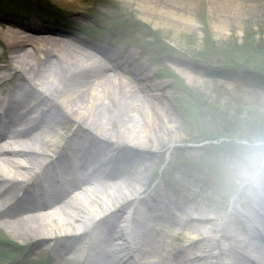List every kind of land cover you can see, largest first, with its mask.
<instances>
[{"label":"bare ground","instance_id":"obj_1","mask_svg":"<svg viewBox=\"0 0 264 264\" xmlns=\"http://www.w3.org/2000/svg\"><path fill=\"white\" fill-rule=\"evenodd\" d=\"M165 15L171 21L191 23L190 19L170 12ZM32 32L33 29L24 26L0 25V40L12 60L0 68V87L11 83L14 77L22 82L13 87L16 89L11 93V112L7 111L10 121L0 135L1 226L16 237L32 234L38 242L57 240L59 249L64 248L67 235L75 234L78 238L68 250L81 260L85 259V247L79 244L94 230L93 238L87 237L91 238V250L96 248L98 256L92 258L89 253L90 264H106L107 258L112 257L110 253H114L106 248L125 253L113 264H264V200L251 207V216L244 214L247 224L243 228L224 223L223 217L196 213L186 214L183 220L184 225L194 226L180 228L178 232L163 225L160 214L167 207L161 201L155 200L152 207H145L147 211L138 207L147 203L139 198L140 193L133 185L143 183L141 171L133 173V169L144 159L141 155L148 152L146 149L152 148L150 145L158 143L162 148L170 141V129L167 132L161 129L163 123H168L164 115L169 116V111L163 103L168 96L161 91L162 85L149 81L152 74L145 65L127 66L132 52H107L91 43L77 46L67 39L36 37ZM137 92L148 104L135 98ZM34 93L47 104L49 118L43 117L37 124L31 117L33 107L25 106ZM104 111L109 114L106 120L96 116ZM136 112L141 114L143 126L127 121L126 117ZM73 124L74 131L68 137L54 132L56 127L68 129ZM108 131L112 138L108 137ZM161 132L167 142L166 138L160 139ZM82 135L91 137L93 143L82 140L80 147H71V141L81 140ZM101 136L107 139L102 142ZM56 137L62 144L57 145ZM117 144L127 154L113 161L106 158V151ZM65 150H69L71 160H81L80 165L65 163L62 160ZM100 158L106 160L101 163ZM53 160L55 164L60 162L59 195L55 194L58 184L48 177ZM42 172L48 177L44 189H34L35 197L8 208L23 193L22 183ZM105 176L111 183L102 180ZM16 180L20 186H11ZM125 190H135L139 197L129 200ZM136 200L138 204L129 212L131 202ZM88 205L94 208L92 212ZM179 212L184 211L180 208ZM58 223L70 228L50 235L42 231L47 225ZM75 225L78 228L69 231ZM156 233H166V237L181 243L173 248V257L166 262L151 260L154 256L151 249L161 248L150 241Z\"/></svg>","mask_w":264,"mask_h":264},{"label":"rangeland","instance_id":"obj_2","mask_svg":"<svg viewBox=\"0 0 264 264\" xmlns=\"http://www.w3.org/2000/svg\"><path fill=\"white\" fill-rule=\"evenodd\" d=\"M165 12L186 17L191 23L171 21ZM1 24L28 27L33 29V36L67 39L77 46L91 43L107 52H132L127 66L145 65L152 74L149 81L162 85L161 91L168 96L163 101L169 111V116L164 115L168 123H163L161 129L164 132L170 129L167 146L150 145L152 148L146 149L148 152L141 155L144 159L133 169V173L140 170L143 177L142 184L133 183L140 193L137 197L147 203L138 207L147 211L145 207H152L153 199L164 203L167 208L160 215L163 225L172 232L191 229L194 225H184L183 220L186 214L196 213L227 218L234 227L246 226L242 215L251 216V208L223 215L215 191L214 165L223 138L238 131L264 130V0H0ZM119 60L122 62V58ZM10 61V54L0 40V68ZM7 90L0 88V95ZM137 94L135 98L143 101ZM143 102L148 104V100ZM44 110L41 106L36 114H44ZM108 115L104 111L96 116L106 120ZM141 118L137 112L126 117L127 121L143 126ZM74 128L75 124L68 129L56 127L54 132L68 137ZM161 133L160 139L165 140V134ZM55 139L59 145L61 139ZM76 141L79 142L71 141V147L77 145ZM124 154L127 152L123 150ZM80 163L81 160L75 159L70 164ZM102 180L111 183L106 176ZM135 190H125V197L137 198ZM131 204L129 212L138 201ZM89 207L92 212L94 208ZM180 208L184 212H179ZM63 225H47L42 231L50 235L69 227ZM77 225L69 231H75ZM93 232L87 236L93 238ZM166 235L156 233L150 238L161 246L151 249L154 255L151 260L166 262L173 257V248L181 245ZM1 240L10 244L2 246L0 254L14 253L29 264L49 259L50 264H86L68 250L72 238L65 239L66 247L60 249L53 248L54 242L45 247L34 246L32 234L16 237L0 221ZM86 240L82 239L79 247H84ZM12 244L23 249L13 250ZM46 248L53 249L51 255ZM106 249L114 252L106 264H113V260L125 255L115 248ZM97 256L98 250L93 248L91 257Z\"/></svg>","mask_w":264,"mask_h":264},{"label":"clouds","instance_id":"obj_3","mask_svg":"<svg viewBox=\"0 0 264 264\" xmlns=\"http://www.w3.org/2000/svg\"><path fill=\"white\" fill-rule=\"evenodd\" d=\"M215 191L225 217L264 200V130L223 138L215 160Z\"/></svg>","mask_w":264,"mask_h":264}]
</instances>
